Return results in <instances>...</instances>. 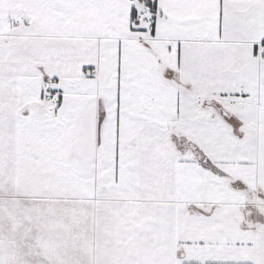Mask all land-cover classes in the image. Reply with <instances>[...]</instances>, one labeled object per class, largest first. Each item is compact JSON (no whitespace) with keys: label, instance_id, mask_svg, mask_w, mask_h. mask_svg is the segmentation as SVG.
<instances>
[{"label":"snow or ice","instance_id":"1","mask_svg":"<svg viewBox=\"0 0 264 264\" xmlns=\"http://www.w3.org/2000/svg\"><path fill=\"white\" fill-rule=\"evenodd\" d=\"M0 264H264V0H0Z\"/></svg>","mask_w":264,"mask_h":264}]
</instances>
